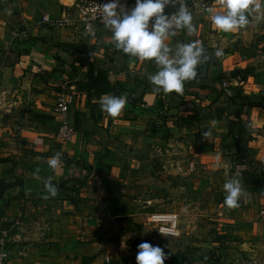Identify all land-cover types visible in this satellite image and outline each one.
<instances>
[{
  "label": "crops",
  "instance_id": "obj_1",
  "mask_svg": "<svg viewBox=\"0 0 264 264\" xmlns=\"http://www.w3.org/2000/svg\"><path fill=\"white\" fill-rule=\"evenodd\" d=\"M77 1L0 0V158H6L0 161V228L12 230L4 264H136L139 243L157 245L147 214L176 206L178 216L177 207L192 209L195 203L192 197L166 203L176 191L165 179L169 170L187 174L197 160L220 161L223 145L236 132L239 145H248L254 161L264 163L259 98L264 70H240L253 47L249 35L264 33V18L257 22L253 11L249 24L225 33L211 23L209 9L198 6L223 11L222 0H177L175 7L167 6L170 13L191 3L194 26L169 36L170 50L196 42L208 59L197 65V76L184 82L182 93H164L154 91L149 80L158 71L154 59L123 53L112 35L102 31L88 38L37 24L42 14L58 16ZM216 49L223 54L214 56ZM91 65L105 71L112 91L81 88ZM59 92L74 96L63 114L53 111ZM106 94L126 97L115 117L101 110ZM62 121L76 132L60 143L55 131ZM57 154L52 168L48 161ZM170 159L175 166L165 165ZM45 181L56 187L55 196ZM241 199L236 223L252 236H233L230 243L245 255L261 256L264 189L243 190ZM203 258L183 264H210L208 253Z\"/></svg>",
  "mask_w": 264,
  "mask_h": 264
},
{
  "label": "rangeland",
  "instance_id": "obj_2",
  "mask_svg": "<svg viewBox=\"0 0 264 264\" xmlns=\"http://www.w3.org/2000/svg\"><path fill=\"white\" fill-rule=\"evenodd\" d=\"M249 38L251 39L249 43L253 47L245 53L246 62L240 67V70L247 74L251 73L256 66L264 70V33L254 32L249 35ZM250 57L254 59L252 62L248 60ZM259 98L264 103V95L260 94ZM6 115V112L2 114L5 120ZM6 130L8 132V129ZM231 136L232 141H229L228 145H223L224 155L220 156V161L202 163L197 160L194 162V167L190 169L191 172L187 174L179 170L168 171L169 177L165 179L168 181V186L172 185V188L175 186L176 191H173L175 193H173L172 201L167 200L166 203H173V201L182 203L180 199L183 197H192L195 203L192 209L177 207L176 210L180 211L178 214V216L181 215L180 218L176 214L178 212L173 211L176 206L174 208L171 206L166 210H154L147 214V222L152 227V237L154 236L157 245L163 248L167 257L166 263L176 264L177 261V264H183L184 261L199 259L205 262L203 255L208 253L210 264H264V241L263 245H260L261 256L245 255L238 249V246L230 243L233 236L237 238L238 235H244L250 239L252 233L247 226L236 223V220L240 218L237 216V206L230 208L223 202L224 183L230 178H235L240 181L242 190L246 192H258L264 189V163L254 161L248 145H239L237 132L232 133ZM4 159L6 158L1 157L0 161ZM174 163L170 159L165 162V165L173 167ZM3 187V182H0V190ZM170 194L172 193L169 192V196ZM241 200L240 197L238 204ZM156 214H174L177 218L176 231L171 233L164 227L162 228L161 226L166 223L164 220L154 221L153 216ZM117 225L118 223H115V226ZM2 228L9 229V238H11L12 230L9 225ZM159 230L167 236L162 235ZM235 249L238 254L234 252ZM125 264L135 263L131 261Z\"/></svg>",
  "mask_w": 264,
  "mask_h": 264
},
{
  "label": "clouds",
  "instance_id": "obj_3",
  "mask_svg": "<svg viewBox=\"0 0 264 264\" xmlns=\"http://www.w3.org/2000/svg\"><path fill=\"white\" fill-rule=\"evenodd\" d=\"M177 0H135V5L128 11L123 10L119 0H108L102 5L103 22L112 31V42L118 50L125 54L136 56L142 60L154 59L158 71L149 76L154 91L182 93L184 82L197 76V65L207 60L205 50L196 42L181 43L171 51L165 41L175 34L176 29L185 28L188 32L194 30L192 14L181 3L175 13L168 14L167 6H176ZM120 7L121 12H117ZM223 11L209 9V17L214 27L221 32L235 31L249 24L248 16L255 11V19L260 22L264 18V0H222ZM151 22V24H150ZM171 53V54H170ZM223 54L222 49H216L214 56ZM100 107L110 116H117L126 104V97L102 95ZM208 132H203L207 137ZM59 154L51 158L49 166L55 168ZM45 188L52 196L57 189L51 181H45ZM224 188V203L235 207L243 195L240 181L235 178L226 180ZM47 198V197H45ZM159 232L167 236L163 231ZM123 248L124 245L122 244ZM166 254L159 245L142 241L137 245L136 264H165Z\"/></svg>",
  "mask_w": 264,
  "mask_h": 264
},
{
  "label": "built area",
  "instance_id": "obj_4",
  "mask_svg": "<svg viewBox=\"0 0 264 264\" xmlns=\"http://www.w3.org/2000/svg\"><path fill=\"white\" fill-rule=\"evenodd\" d=\"M107 2L108 0H80L73 3L72 10L63 8L58 16L42 14L37 19V24L50 29H69L75 34H83L88 38H96L102 31L112 35L111 29L106 27L103 22L102 5ZM119 5L123 6L124 11H128L134 7L135 0H119ZM184 5L189 11L191 3ZM198 6L205 9L211 8L204 3L198 4ZM178 7L174 8L168 14L175 13ZM121 10L120 7L117 8V12H121ZM73 99L74 96L71 92L57 93L53 104V111L63 114ZM75 132V128L72 124L62 121L56 128L55 136L60 143H63L72 140L71 138ZM153 219H155L154 221L156 222H162L164 220L166 224H163V226H161L162 228L164 227V229L171 233L176 231L177 218L174 217V214H156L153 216ZM8 231L9 229L3 228L0 230V264H4L8 255L9 244L11 241Z\"/></svg>",
  "mask_w": 264,
  "mask_h": 264
},
{
  "label": "trees",
  "instance_id": "obj_5",
  "mask_svg": "<svg viewBox=\"0 0 264 264\" xmlns=\"http://www.w3.org/2000/svg\"><path fill=\"white\" fill-rule=\"evenodd\" d=\"M88 80L81 82V88L94 93H106L112 91L115 86L106 80V73L103 70L95 69L92 65L89 68Z\"/></svg>",
  "mask_w": 264,
  "mask_h": 264
}]
</instances>
